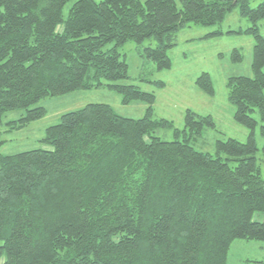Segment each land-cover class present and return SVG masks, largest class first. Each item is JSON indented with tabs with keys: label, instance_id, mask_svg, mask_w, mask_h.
Wrapping results in <instances>:
<instances>
[{
	"label": "trees",
	"instance_id": "trees-1",
	"mask_svg": "<svg viewBox=\"0 0 264 264\" xmlns=\"http://www.w3.org/2000/svg\"><path fill=\"white\" fill-rule=\"evenodd\" d=\"M177 1L0 0V123L24 109L10 122L23 128L46 115L29 109L41 99L102 86L123 105L147 106L129 119L87 105L46 128L42 148L0 155V264H226L233 241L264 242V222L253 220L264 212V180L250 115L264 121V0L255 9L249 0ZM236 6L250 22L253 77L229 78L228 101L247 141H217L215 156L196 151L192 141L214 123L189 109L173 141L155 137L173 123L152 120L153 93L118 83L128 67L116 48L133 41L141 59L168 70L180 27L219 24ZM148 38L156 48L142 47ZM195 85L214 94L207 73Z\"/></svg>",
	"mask_w": 264,
	"mask_h": 264
},
{
	"label": "rangeland",
	"instance_id": "rangeland-1",
	"mask_svg": "<svg viewBox=\"0 0 264 264\" xmlns=\"http://www.w3.org/2000/svg\"><path fill=\"white\" fill-rule=\"evenodd\" d=\"M262 2L263 0H249V7L255 9ZM71 4L72 1L63 8V17L67 16ZM177 6L180 7L178 1ZM249 27L250 22L240 15L239 6L227 12L219 24L183 25L175 33V46L167 50L171 68L163 71H157L151 62L141 59L137 53V45L133 41L116 48L120 59L124 60L128 67V78L118 83L134 85L144 92L153 93L156 99L153 104L152 120L165 119L173 123V129L156 128L153 133L155 137L162 141H173V130H184V115L189 109L199 116H210L214 123L213 128L205 127L201 136L192 141L191 144L196 151L215 156L217 141L227 139H234L240 143L247 141L249 131L234 120L235 108L228 101L227 82L232 77H253L251 63L254 40L244 33ZM258 28L261 37L264 38V20L258 22ZM113 46L114 43H108L103 50L111 49ZM142 47L156 48V42L153 38L145 39ZM235 51L240 54V61L232 59ZM202 73L210 76L214 89L212 96L204 94L195 85V80ZM155 81L162 82L164 87H157L151 83ZM262 92L264 95V89ZM90 104L108 105L118 116L129 119L144 117L147 108L143 103L123 105L120 95L105 86L80 90L60 97L44 98L29 109L42 107L46 110V115L23 128L11 129L10 122L24 116V109L3 115L0 123V155H14L42 148L39 140L44 136L46 128L58 124L63 114ZM250 115L256 122L255 160L260 169L261 179L264 180L262 155L264 138L260 135L264 121L257 110ZM178 139H183V133H179ZM253 220L264 222V212L255 214ZM226 264H264V242L233 241Z\"/></svg>",
	"mask_w": 264,
	"mask_h": 264
}]
</instances>
